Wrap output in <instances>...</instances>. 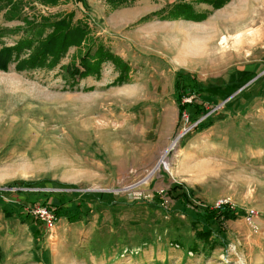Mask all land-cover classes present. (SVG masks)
<instances>
[{
  "label": "rangeland",
  "instance_id": "rangeland-1",
  "mask_svg": "<svg viewBox=\"0 0 264 264\" xmlns=\"http://www.w3.org/2000/svg\"><path fill=\"white\" fill-rule=\"evenodd\" d=\"M181 1L203 18L161 20ZM6 11L0 27L73 11L131 70L117 83L120 71L107 62L100 77L73 85L62 69L77 56L72 47L52 69L0 71V264H264V0L218 9L201 0L117 8L107 0H22L19 17ZM22 34L10 30L0 47ZM238 34L240 45H220ZM180 70L203 84L209 102L195 121L179 117ZM208 116L213 124L193 131ZM194 176L196 197L186 185L198 186ZM174 184L194 205L230 198L240 214L194 227L197 210L172 198ZM37 186L62 190L20 189ZM46 200L63 201L79 220L47 228L30 213L36 205L53 210ZM249 210L257 214L247 217ZM194 228H212L211 240L197 239Z\"/></svg>",
  "mask_w": 264,
  "mask_h": 264
},
{
  "label": "trees",
  "instance_id": "trees-1",
  "mask_svg": "<svg viewBox=\"0 0 264 264\" xmlns=\"http://www.w3.org/2000/svg\"><path fill=\"white\" fill-rule=\"evenodd\" d=\"M46 6H57L61 0H38ZM113 8H117L124 4H128L133 0H107ZM213 5L215 9L223 7L229 0H201ZM7 9L10 17H19L22 10V0H0V13ZM169 16H161V20L168 18H185L190 20H200L203 18L186 2H179L171 7ZM157 15L153 12L142 18V21L152 19ZM22 32V36L15 41L14 44L8 45L2 43L0 47V70L8 71L10 64L16 62V70H30L55 68L62 59L67 55L72 47H76L77 56L68 64L63 65L62 69L67 80L75 85L81 79L88 76L100 77L104 63L112 62L116 69L120 71V75L116 80L117 83H123L131 70V65L123 60L119 55L115 54L103 40L94 34L89 23L84 19L75 20V12H69L51 18L50 16H41L37 18H24V26H15L14 28L0 27V41L10 31ZM74 57V56H73ZM175 93L177 105L179 107V117H183L185 113H190L191 120H196L206 114L209 109L206 103H209L203 96V84L197 81V78L182 70L178 71L175 80ZM194 95L190 102H184V98ZM201 99V103L197 100ZM213 107V106H211ZM208 116L205 120L193 127V131H201V129L209 127L213 124V120ZM204 126V127H203ZM36 183V182H35ZM29 185V183L27 184ZM178 191L176 194L174 192ZM172 198L177 203L188 206L197 210L198 218L193 223L196 227L197 223L204 221L208 225L223 220L236 219L240 214L239 208H231L225 205L216 208L213 205H194L190 197L191 192L186 191L180 184H174L169 191ZM48 204V201L45 202ZM52 206L53 212L58 218L66 217L72 220H79V214L73 213L62 201L58 205L48 204ZM7 214V212H6ZM7 217H10L8 214ZM197 239L208 243L213 236L212 228H194ZM3 259V252L0 247V262Z\"/></svg>",
  "mask_w": 264,
  "mask_h": 264
},
{
  "label": "built area",
  "instance_id": "built-area-1",
  "mask_svg": "<svg viewBox=\"0 0 264 264\" xmlns=\"http://www.w3.org/2000/svg\"><path fill=\"white\" fill-rule=\"evenodd\" d=\"M15 189H19V187H15ZM20 189L36 190V192H39V193H45V192L49 193V191H52V190H58L57 192H60L62 190L61 188L60 189L42 188L40 186H37V188L24 187ZM225 205H229L231 206V208H235L234 204L229 199H226V198H221L217 200L213 206L216 208H221ZM30 213L33 214L39 220H41L47 226V228H51L58 221V217L55 215L53 210L49 209L47 206H44V205L33 206ZM256 214L257 213L254 210H249L247 212V217H254Z\"/></svg>",
  "mask_w": 264,
  "mask_h": 264
},
{
  "label": "crops",
  "instance_id": "crops-1",
  "mask_svg": "<svg viewBox=\"0 0 264 264\" xmlns=\"http://www.w3.org/2000/svg\"><path fill=\"white\" fill-rule=\"evenodd\" d=\"M223 36H225V35H223ZM222 36V37H223ZM222 39V38H221ZM13 63L15 64V65H13ZM12 64H10V66H9V70L7 71L8 73H16V72H21V71H18V70H16V62H13ZM0 71H2V70H0ZM3 72H5V71H3ZM174 86V85H173ZM125 146H126V144H125ZM124 147V146H123ZM126 150L128 149V148H126V147H124ZM169 181H168V183H169V185H171L172 184V173H171V176L169 177ZM173 180L174 181H177L175 178H173ZM193 181H194V183L195 184H197L198 186H191V185H188V184H186L191 190H193L194 191V196L196 197L197 195H196V191L197 190H199L200 189V186H201V184H199L198 182H196V177L194 176L193 177V179H192ZM179 181V180H178ZM186 186V187H187ZM185 187V186H184ZM202 187V186H201ZM197 189V190H196ZM199 196V195H198ZM230 199V198H229ZM193 200H195L194 198H193ZM197 202V201H196ZM232 203H234V202H232ZM235 204V203H234ZM36 229V228H35Z\"/></svg>",
  "mask_w": 264,
  "mask_h": 264
},
{
  "label": "bare ground",
  "instance_id": "bare-ground-1",
  "mask_svg": "<svg viewBox=\"0 0 264 264\" xmlns=\"http://www.w3.org/2000/svg\"><path fill=\"white\" fill-rule=\"evenodd\" d=\"M242 34L231 36H224L222 37V40L220 41V45L224 46L225 48L229 46L230 41L234 40V43L236 45H240L242 43ZM165 158H163V161L161 163H166V166H168L167 162L164 161ZM161 163L158 164L157 168H160Z\"/></svg>",
  "mask_w": 264,
  "mask_h": 264
},
{
  "label": "water",
  "instance_id": "water-1",
  "mask_svg": "<svg viewBox=\"0 0 264 264\" xmlns=\"http://www.w3.org/2000/svg\"><path fill=\"white\" fill-rule=\"evenodd\" d=\"M183 135V134H182Z\"/></svg>",
  "mask_w": 264,
  "mask_h": 264
}]
</instances>
